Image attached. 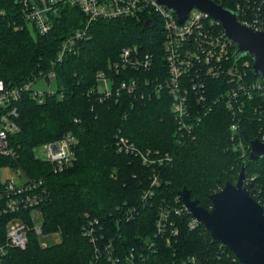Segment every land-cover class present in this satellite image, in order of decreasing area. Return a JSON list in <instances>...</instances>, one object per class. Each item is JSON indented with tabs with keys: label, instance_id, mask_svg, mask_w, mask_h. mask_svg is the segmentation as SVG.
Returning <instances> with one entry per match:
<instances>
[{
	"label": "trees",
	"instance_id": "obj_1",
	"mask_svg": "<svg viewBox=\"0 0 264 264\" xmlns=\"http://www.w3.org/2000/svg\"><path fill=\"white\" fill-rule=\"evenodd\" d=\"M259 4L264 12V0ZM223 7L230 9L226 2ZM60 14L53 30L42 35L24 20L18 0H0V79L11 88L40 73L57 75V93L43 103L29 93L22 97V131L12 137V145L27 173L46 177L51 197L40 210L43 229L61 237L57 245L43 247L31 234L28 249L12 251L6 264H242L205 226L191 228V214L174 210L183 209L178 195L185 189L210 209V196L236 184L244 167L246 187L264 210V158L242 160L233 148L230 117L223 107L194 131L181 130L171 110L172 97L155 92L163 78H151L165 64V30L157 17L99 20L90 26L92 38L58 62L63 42L87 23L77 8L67 6ZM149 20L153 25L145 29ZM133 46L155 56L154 71L115 68L120 53ZM241 59L253 63L251 57ZM102 73L109 78L110 97L97 90ZM131 78L138 88L122 92V83ZM255 117L246 112L241 123L247 145L264 129V121ZM70 133L77 139V161L54 175L35 158L34 149ZM121 138L141 153L150 151L154 158L168 154L172 161L149 167L140 156L126 154ZM157 174L160 185L153 197L145 198ZM162 211L168 215L160 231ZM87 227L95 243L85 236ZM131 252L135 258L128 261Z\"/></svg>",
	"mask_w": 264,
	"mask_h": 264
},
{
	"label": "built area",
	"instance_id": "obj_2",
	"mask_svg": "<svg viewBox=\"0 0 264 264\" xmlns=\"http://www.w3.org/2000/svg\"><path fill=\"white\" fill-rule=\"evenodd\" d=\"M18 1L24 20L34 25L42 35L53 30L55 22L61 17L60 11L67 6L77 8L86 17V25L63 42L57 56L58 62H62L68 54L76 53L82 41L92 38L90 26L99 20L134 18L139 21L143 17H157L164 25L166 41L164 67L151 77L163 78V81L155 84V92L157 95L167 92L172 97L171 110L175 120L181 130L188 132L197 129L215 108L223 107L230 117L234 150L242 160L250 157L251 145L244 144L241 123L246 112H251L252 116L258 115L264 121V78L253 76V63L249 60L237 59V44L227 38L222 24L211 15L194 8L180 24L178 16L160 5V0ZM214 1L221 6L225 2L229 4L238 16L239 23L256 31H264V12L260 0ZM120 55V63L115 66L117 70L127 68L137 72L154 71L155 56L143 52L142 48L126 47ZM147 79L146 83L150 84ZM54 82L57 83L56 72L40 73L33 79L25 80L20 86L11 88L0 79V171L8 170L11 173L7 178L0 173V264L7 263L12 251L27 250L31 234L39 239L46 235L43 226L35 225L32 213L40 212L43 205L49 202L50 187L46 177L35 178L24 170L17 150L12 145V137L22 131L18 104L25 93H29L33 101L43 103L46 96L57 93L51 86ZM109 82L104 73L99 74L97 90L106 97L112 95ZM41 83L44 86H40ZM137 88V80L133 78L122 83V92L131 93ZM257 138L264 143V129L260 130ZM120 144L126 154L140 156L149 167L157 169V166L169 165L172 161L168 154L154 158L150 151L141 153L123 138ZM77 145L76 137L70 133L61 140L35 148V158L47 163L50 173L61 174L70 170L77 161ZM159 183V175H154L150 181V190L146 191L144 197H153ZM182 211L188 212L184 205L183 209L174 210L179 215ZM160 213L157 227L163 231V222L167 220L168 212ZM192 218L189 226L195 228L199 224ZM85 229V236L95 243L97 239L93 231L88 227ZM110 247L107 250H111ZM126 257L128 261L135 258L133 252Z\"/></svg>",
	"mask_w": 264,
	"mask_h": 264
},
{
	"label": "water",
	"instance_id": "obj_3",
	"mask_svg": "<svg viewBox=\"0 0 264 264\" xmlns=\"http://www.w3.org/2000/svg\"><path fill=\"white\" fill-rule=\"evenodd\" d=\"M159 3L176 14L180 24L194 8L211 15L222 24L227 38L237 44V59L251 57L254 76L264 78V31L239 23L234 11L214 0H160ZM152 25V20L144 24L145 29ZM260 158H264V143L257 138L251 143L249 160L255 162ZM246 182L244 167L236 184L230 182L210 196V209L201 207L188 189L178 196L197 223L236 254L242 264H264V210L250 195Z\"/></svg>",
	"mask_w": 264,
	"mask_h": 264
},
{
	"label": "rangeland",
	"instance_id": "obj_4",
	"mask_svg": "<svg viewBox=\"0 0 264 264\" xmlns=\"http://www.w3.org/2000/svg\"><path fill=\"white\" fill-rule=\"evenodd\" d=\"M40 86H44V83H41ZM51 86H52L53 90H55V91L57 90V85L55 82ZM244 142H245L244 144H246V141H244ZM37 155H40V153H38ZM0 173L2 174V176L4 178H7L11 175L10 171H8V170L0 171ZM32 216H33L35 225L37 227H42L44 225V216H42L40 212L34 211L32 213ZM60 240H61V237L59 234L58 235L57 234H48V235H44L42 238H40V242L42 244H48V245H57L58 242H60Z\"/></svg>",
	"mask_w": 264,
	"mask_h": 264
}]
</instances>
